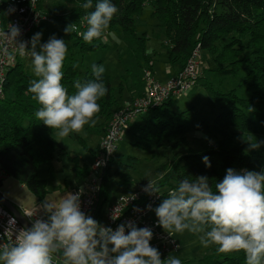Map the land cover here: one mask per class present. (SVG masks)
<instances>
[{"label": "trees", "instance_id": "16d2710c", "mask_svg": "<svg viewBox=\"0 0 264 264\" xmlns=\"http://www.w3.org/2000/svg\"><path fill=\"white\" fill-rule=\"evenodd\" d=\"M47 1H50V5L45 7ZM146 1L110 0L118 12L105 31L119 27L135 42L136 60L143 58L146 63L144 68L151 70V62L146 56L147 36L145 33L138 34L136 23V17L141 14ZM84 2L86 0L38 2L39 9L50 21H60L64 29L70 26L69 34L73 44L79 46L81 52L104 46L96 40L91 44L85 43L78 33V30H86L84 17L94 11L100 0H92L90 9L80 7ZM151 4V16L159 21L167 43L171 46L167 57L169 64H179L181 69L199 45L200 49L207 50L211 55L214 62L212 70L235 72L243 69L240 85L251 90L249 97L237 95L235 89L226 93L213 91L212 98L219 103V112L213 119L218 138L202 150L188 149L180 152L186 141L185 122H178L173 116L163 118L157 113V110L162 112L167 109L171 96L162 104L139 113V120L132 122L134 125L131 124L140 130L142 142L154 146L168 142L172 152L171 159L157 165L152 176L142 179V182L147 179L156 180L162 189L156 207L185 178L195 180L206 176L215 191V184L222 181L229 168L241 173L245 170L264 173V153L250 149L248 143L253 142L251 116L264 107V0H153ZM62 70L64 75L61 83L69 94L76 91L73 87L75 81L86 83L95 80L89 71L79 77L70 62H64ZM33 79L36 77L24 72L19 60L7 70L4 95L0 98V169L3 176H12L28 187L38 200H42L46 188L45 180L38 176V166L52 157L57 141L52 134L53 129L35 117L40 105L27 91ZM101 79L107 88V94L98 100L100 111L97 115H101L104 121L95 132L104 134L117 108L110 76L103 74ZM205 86L209 87L208 84ZM89 129L94 130V126ZM97 148L98 144L94 149H88L94 157ZM68 157L78 176L89 174L90 165L80 163L78 157ZM204 157L208 158L210 167L206 166ZM113 160L112 155L103 169L97 206L98 219L101 218L108 198L109 179L117 175L121 184L127 186L130 182V163H119L114 167ZM53 260L54 264H59ZM161 260L164 259L161 257ZM181 264H245V255L243 252L218 254L214 247L198 259L181 260Z\"/></svg>", "mask_w": 264, "mask_h": 264}, {"label": "clouds", "instance_id": "9594fccd", "mask_svg": "<svg viewBox=\"0 0 264 264\" xmlns=\"http://www.w3.org/2000/svg\"><path fill=\"white\" fill-rule=\"evenodd\" d=\"M80 7L92 8V0ZM117 12L110 0L96 3L94 11L84 17L87 28L79 33L83 41L91 44L100 39ZM65 32H71L70 26ZM19 35V27L8 24L7 31H0V40L12 44L20 57L30 58L36 79L30 81L27 91L40 105L36 119L61 138L81 132L85 125L94 126L100 111L98 100L107 94L101 79L104 66L93 64L95 80L75 81L76 91L69 94L61 83L68 51L65 41L53 35L41 44V33H36L29 41L17 42ZM248 143L250 149L260 146L256 141ZM203 160L210 167L208 158ZM147 180L142 191L159 194L158 182ZM80 195L68 193L58 201L44 200L39 208L47 218H36L30 228L16 230L15 220L10 218L5 231L10 239L0 243V264H54V254L62 264H181L172 256L161 260L158 249L150 245L153 234L148 227L137 228L128 222L113 230L100 225L81 211ZM36 212L34 209L25 215L32 217ZM154 212L158 226L169 236L187 231L199 236L201 246L215 245L218 254L243 252L245 264H264V173H238L229 168L215 184V191L206 176L185 178Z\"/></svg>", "mask_w": 264, "mask_h": 264}, {"label": "rangeland", "instance_id": "374dc122", "mask_svg": "<svg viewBox=\"0 0 264 264\" xmlns=\"http://www.w3.org/2000/svg\"><path fill=\"white\" fill-rule=\"evenodd\" d=\"M151 1L153 0L146 1L141 14L136 17L137 30L138 34H146V56L152 64L154 78L158 82H163V79L167 77V55L171 46L167 43L164 31L159 26V21L151 16ZM49 5L50 1H47L45 7ZM5 14V9L0 5V19H3ZM82 31L86 30H78V33ZM36 33H41V44L47 42L53 35L57 39L65 41L68 51L64 62L78 65L75 68L79 77H83L86 71L92 72L93 64L103 65L105 68L103 74L111 78L117 109L128 106L131 103V98L142 88L143 85L139 81V77L143 76V66L146 63L143 58L139 61L136 60L134 55L135 42L119 27L105 31L102 37L96 40V42L103 43L104 46L86 52H81L80 47L73 44L72 36L65 32L58 20H51L49 23H45L43 27L33 30L31 37ZM196 61L198 73L199 71L202 72L201 76L197 77L196 82L188 90L171 96L167 109L162 112L157 110V113L163 118L173 116L178 122H185L186 141L180 148V152H186L188 149H205L218 138L213 126V119L219 112V103L212 98L213 91L219 90L226 93L235 89L236 94L241 97L251 95L250 89L240 85L241 77L244 75L243 69H238L235 72L212 70L214 62L211 55L207 50L200 49V47ZM19 62L22 64L24 72L34 76L30 58L22 57ZM204 84H208L209 87ZM95 119L97 122L94 125V130L89 129L90 125H85L81 132L70 133L65 138L59 137L57 131L52 130L57 141L53 155L38 166V176L45 180L46 188L42 200H38L28 187L7 175L2 178L0 194L20 213L23 214V211L35 208L38 210V216L46 219V215L39 208L44 200L58 201L68 193L83 190L91 174L84 177L78 176L72 169L73 162L68 156L78 157L80 163L87 165L93 163L94 156L88 149H94L98 143L100 136L99 132L95 131L98 129V125L104 121L101 115H96ZM138 120L139 116L133 118L128 128L122 131L113 154L114 167L119 163H130L128 172L130 182L125 186L120 183L119 176L115 175L110 178L108 181V198L104 206L119 195L148 182V180L142 182V179L148 175L152 176L157 165L172 158L168 142L160 146L142 142L140 130H137L132 123ZM251 120L253 142L256 141L260 145L255 150L264 153V107L257 114L252 115ZM152 219L157 221L155 212ZM158 230L168 235L162 227L158 226ZM171 237L176 241L177 246L174 251H168L161 255L165 261L169 256L180 260H195L216 247L215 245L207 248L201 246L199 236L187 231L182 234L173 233ZM55 260L62 264L61 259L55 258Z\"/></svg>", "mask_w": 264, "mask_h": 264}, {"label": "built area", "instance_id": "2783aa9c", "mask_svg": "<svg viewBox=\"0 0 264 264\" xmlns=\"http://www.w3.org/2000/svg\"><path fill=\"white\" fill-rule=\"evenodd\" d=\"M38 2L39 0H0V5L5 9L6 13L4 18L0 19V31H7L8 24L18 26L20 35L17 37V42L29 41L33 30L50 21V18L39 9ZM10 8H14L15 10L9 12ZM198 55L199 45L193 50L183 67L165 83L158 82L153 77L151 70L144 68L142 76L144 81L143 92L134 98L128 106L114 111L105 133L98 141V151L94 157V161L89 166V174H91L89 181L83 190L72 192V194L81 192V211L91 216L102 226L115 230L121 224L132 222L137 228H150L153 234L150 245L158 249L160 258L164 253L174 251L177 246L176 241L171 236L158 230L157 221H153L152 219L162 189H160L159 194L149 195L142 191V188L148 183L144 182L129 192L119 195L104 206L101 218L98 219L97 206L101 192L102 174L103 169L107 166L110 157L117 148L116 145L121 138L122 131L128 128L133 118L138 116L139 113H145L149 108L162 104L170 96L181 94L196 82L199 74L196 61ZM20 58L22 57L18 55L12 44L0 40V98L4 95V82L7 70L14 66ZM2 173L0 169V179L3 177ZM34 209L23 211V214L21 213L28 221L30 227L36 218L43 219L38 216V210L36 215L32 217L25 215ZM114 215H117L118 218L113 219ZM10 218H14V228L16 230L24 228L14 214L3 205H0V243L9 242L10 237L5 234V231L9 227ZM125 231L127 234V228ZM14 238L15 235H13ZM55 258L61 259L57 255H54L53 259Z\"/></svg>", "mask_w": 264, "mask_h": 264}, {"label": "crops", "instance_id": "0c3cea01", "mask_svg": "<svg viewBox=\"0 0 264 264\" xmlns=\"http://www.w3.org/2000/svg\"><path fill=\"white\" fill-rule=\"evenodd\" d=\"M167 57H168V55H167ZM167 62H168V61H167ZM144 67H145V66H143V69H144ZM179 70H180V65H179V64L171 65V64L167 63V66H166L167 77L164 78V79H163V82H161V83H165L170 77L174 76ZM151 73H152V75H153L152 64H151ZM201 73H202V72L199 71V75H198V77L201 76ZM153 77H154V75H153ZM155 79H156V78H155ZM139 81L142 83L143 86H142V88L139 89L138 92H137V93L131 98V102L133 101L134 98H136L137 96H139V95L143 92V90H144V81H143V79H142V76L139 77ZM128 105H129V104H128ZM102 135H103L102 132L99 133L100 138H101ZM100 138H99V140H100ZM97 144H98V143H97ZM97 144H96V146H97ZM96 146H95V147H96Z\"/></svg>", "mask_w": 264, "mask_h": 264}, {"label": "water", "instance_id": "95a60500", "mask_svg": "<svg viewBox=\"0 0 264 264\" xmlns=\"http://www.w3.org/2000/svg\"><path fill=\"white\" fill-rule=\"evenodd\" d=\"M0 203L8 209L12 214H14L23 227L30 228L28 221L24 218V216L7 200L0 194Z\"/></svg>", "mask_w": 264, "mask_h": 264}]
</instances>
